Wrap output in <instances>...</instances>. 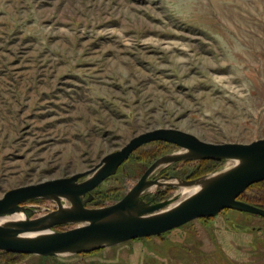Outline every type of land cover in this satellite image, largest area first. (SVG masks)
I'll return each instance as SVG.
<instances>
[{
  "label": "rangeland",
  "instance_id": "1",
  "mask_svg": "<svg viewBox=\"0 0 264 264\" xmlns=\"http://www.w3.org/2000/svg\"><path fill=\"white\" fill-rule=\"evenodd\" d=\"M155 129L210 143L264 139V0H0V198L88 171ZM182 152L142 146L89 207L118 202L155 161ZM233 165H164L150 177L163 185L143 199L183 191L163 177L194 180ZM25 207L36 218L56 204ZM0 264H264V218L227 209L91 253L7 255Z\"/></svg>",
  "mask_w": 264,
  "mask_h": 264
},
{
  "label": "water",
  "instance_id": "2",
  "mask_svg": "<svg viewBox=\"0 0 264 264\" xmlns=\"http://www.w3.org/2000/svg\"><path fill=\"white\" fill-rule=\"evenodd\" d=\"M152 142L171 143L185 152L155 161L118 202L89 207L92 192L115 176L135 151ZM186 160H227L234 165L194 180L163 177L175 180L165 185L183 191L162 202L143 199L146 191L163 185L150 179L154 172ZM263 181L264 139L248 144L210 143L181 130L155 129L134 137L88 171L7 191L0 198V251L42 257L80 255L158 236L197 219L214 218L227 209L264 218V208L239 199L252 185ZM197 185L201 188L196 192L187 191ZM36 200L51 201L56 208L30 218L25 205ZM64 226L71 227L58 229Z\"/></svg>",
  "mask_w": 264,
  "mask_h": 264
},
{
  "label": "trees",
  "instance_id": "3",
  "mask_svg": "<svg viewBox=\"0 0 264 264\" xmlns=\"http://www.w3.org/2000/svg\"><path fill=\"white\" fill-rule=\"evenodd\" d=\"M264 184V181L263 182H260V183H257V184H254L252 185L250 188H253L255 186H262ZM249 188V189H250ZM248 189V190H249ZM247 190V191H248ZM247 191L245 193H243L241 196H240V200L244 201V202H247V203H250L252 205H255V206H258V207H261V208H264V206L262 204H264V191L261 192V194H258L260 195V198H256V199H248L249 197L246 195ZM258 200H261L263 201L262 204H259L258 203ZM59 229H63V228H59ZM7 255H14V256H18V255H23V254H14V253H9V252H5V251H0V256H7Z\"/></svg>",
  "mask_w": 264,
  "mask_h": 264
},
{
  "label": "flooded vegetation",
  "instance_id": "4",
  "mask_svg": "<svg viewBox=\"0 0 264 264\" xmlns=\"http://www.w3.org/2000/svg\"><path fill=\"white\" fill-rule=\"evenodd\" d=\"M165 143H167V142H165ZM168 144H171V143H168ZM171 145H174V144H171ZM176 147H178V148H180L182 151H184V149H182L181 147H179V146H177V145H175ZM185 152V151H184ZM197 161H215V160H197ZM124 166V165H123ZM123 166H121V168L123 167ZM120 168V169H121ZM119 169V170H120ZM119 172V171H118ZM171 177H174V176H170V177H168V178H171ZM97 190V189H96ZM96 190H94L93 192H92V194H95L96 193ZM153 191V190H152ZM87 197H88V195H87ZM89 206V205H88ZM69 226H64V227H61V228H68Z\"/></svg>",
  "mask_w": 264,
  "mask_h": 264
},
{
  "label": "bare ground",
  "instance_id": "5",
  "mask_svg": "<svg viewBox=\"0 0 264 264\" xmlns=\"http://www.w3.org/2000/svg\"><path fill=\"white\" fill-rule=\"evenodd\" d=\"M154 188H156V187H154ZM154 188H153V189H154ZM200 188H201V185H197V186H194V187L188 189L187 191H188L190 194H192V193L196 192V191H197L198 189H200Z\"/></svg>",
  "mask_w": 264,
  "mask_h": 264
}]
</instances>
